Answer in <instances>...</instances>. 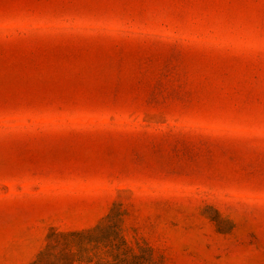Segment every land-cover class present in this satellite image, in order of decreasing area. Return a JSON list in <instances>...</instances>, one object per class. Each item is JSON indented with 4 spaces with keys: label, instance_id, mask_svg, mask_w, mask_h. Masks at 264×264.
Returning a JSON list of instances; mask_svg holds the SVG:
<instances>
[{
    "label": "rangeland",
    "instance_id": "1",
    "mask_svg": "<svg viewBox=\"0 0 264 264\" xmlns=\"http://www.w3.org/2000/svg\"><path fill=\"white\" fill-rule=\"evenodd\" d=\"M113 207L148 264H264V0H0V264Z\"/></svg>",
    "mask_w": 264,
    "mask_h": 264
},
{
    "label": "trees",
    "instance_id": "2",
    "mask_svg": "<svg viewBox=\"0 0 264 264\" xmlns=\"http://www.w3.org/2000/svg\"><path fill=\"white\" fill-rule=\"evenodd\" d=\"M122 213L111 208L101 224L90 229H50L44 248L31 264H148L145 251L135 254L122 235ZM106 223V224H103Z\"/></svg>",
    "mask_w": 264,
    "mask_h": 264
}]
</instances>
